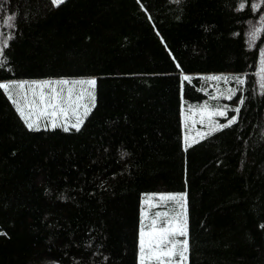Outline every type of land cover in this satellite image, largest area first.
<instances>
[{"label":"trees","instance_id":"16d2710c","mask_svg":"<svg viewBox=\"0 0 264 264\" xmlns=\"http://www.w3.org/2000/svg\"><path fill=\"white\" fill-rule=\"evenodd\" d=\"M5 40L0 83L97 81L79 131L29 130L0 90V264H138L154 194L186 197L188 264H264V0H0ZM210 76L237 122L184 149Z\"/></svg>","mask_w":264,"mask_h":264},{"label":"snow or ice","instance_id":"6c2138e0","mask_svg":"<svg viewBox=\"0 0 264 264\" xmlns=\"http://www.w3.org/2000/svg\"><path fill=\"white\" fill-rule=\"evenodd\" d=\"M178 2V0H177ZM52 5L60 6L65 3V0H51ZM244 7L241 4V9ZM14 17L9 16L5 21L9 26L11 25ZM260 28H254L250 33L251 39L255 40L257 33L260 32ZM8 47V41L3 42V46L0 47V68H3L6 63V57L3 56L4 49ZM179 67V65H177ZM262 79H264V68L261 69ZM209 81H221L224 80L225 83L230 79L228 77L221 76H210L206 78ZM236 82L240 85L245 83L243 78L236 77ZM190 77L185 75L183 81H189ZM183 83V82H182ZM88 85L93 91H88L82 89L78 94L74 93V87L67 88V94L64 95V89L56 87L57 85ZM96 81L94 79L87 81H73L60 80V81H43V82H32L28 84L27 82H11V83H0V90H3L7 94L8 98L13 101L17 107L21 118L24 120L27 128L29 130H39L40 120L42 117H51L50 124L52 128L58 126L57 117L63 116L65 121L69 117V113L75 116V122L71 123L70 127L79 131L81 125L83 124V119L90 112V107L88 104H81L84 99V94L87 91L88 97H90L92 106L94 107V88ZM264 87V84L261 85ZM39 89V91H37ZM44 89H50V93H45ZM20 90L23 91V95ZM237 89H227L221 91L219 96L212 95L211 99L218 100L224 97L231 100L236 94ZM28 92H31V98L28 96ZM21 99L24 103L21 106ZM244 100L241 99L239 104H243ZM83 107V114L80 113V108ZM27 109V111L25 110ZM196 111L200 114V123L207 127L206 132H197V136L200 139H204L211 136L217 131H221L228 128L237 122V115L240 112V108L236 107L234 109H229L227 105L212 107L210 104L205 102L203 105L197 106ZM193 107L188 108V112H192ZM229 111H234L237 115L232 116L227 119L226 123H219L215 117H227ZM64 131H69L68 126H63ZM198 142V141H196ZM185 144L190 147L189 139L185 137ZM161 200L167 201H185L181 207L185 208L183 213V220L173 218L162 222V226L157 227V220L153 219L151 222V229L147 233L144 227L141 228L140 233V264H145L146 260V249H147V259L149 261H156V264H185L187 261L188 245L189 241L187 239V213H186V197L168 195L161 196ZM161 214L157 213V217ZM167 217V213L163 214ZM260 227L264 228V225ZM148 239L145 241V236ZM178 237H183L184 239H178Z\"/></svg>","mask_w":264,"mask_h":264},{"label":"rangeland","instance_id":"374dc122","mask_svg":"<svg viewBox=\"0 0 264 264\" xmlns=\"http://www.w3.org/2000/svg\"><path fill=\"white\" fill-rule=\"evenodd\" d=\"M221 77H226V76H221ZM183 79V78H182ZM90 79H78V80H68L70 82L73 81H87ZM49 81H60V80H49ZM209 81V80H208ZM33 82H43V81H33ZM28 84H31L32 82H27ZM231 81H227L225 83L224 80H221L219 82L217 81H209L210 84V91H211V96L212 95H217L219 96L221 91H225L227 89H231L230 87ZM56 87L58 88H63L64 89V95L67 94V88L68 87H74V93L78 94L82 89H86L88 91H93L90 86L88 85H68V86H63V85H57ZM21 94L23 95L24 90H20ZM39 91V89H37ZM45 93H50V89H44ZM31 92H28L29 98H31ZM12 103L13 101L10 100ZM230 100L221 97L218 100H213L210 97L208 104H210L212 107L216 106H224L226 105V102ZM23 99H21V106H23ZM14 104V103H13ZM81 104H88L90 109L92 108V102L90 97L87 95V91L84 94V99L81 101ZM203 105V104H201ZM16 107V105L14 104ZM200 106V105H199ZM197 107V106H196ZM196 107H193L192 112H188V109H183L182 114H181V119H182V142H183V148L187 149L188 146L185 144V137L187 136L189 139V143L193 145L196 143V141H200V137L197 136V132H206L208 129L206 126L201 125L200 121V114L198 111H196ZM17 110V107H16ZM27 111V109H25ZM18 112V111H17ZM19 113V112H18ZM80 113L83 114V107L80 108ZM20 115V114H19ZM226 117H215V119L219 122L222 123ZM58 125H63V126H68L69 129H74L71 128L70 125L71 123L75 122V116H73L71 113H69V117L67 121H65L63 116H59L56 118ZM51 117H42L40 120V129H55L51 127L50 124ZM24 121V120H23ZM226 123V122H224ZM63 126H58L56 128L64 129ZM169 194H154V195H146L143 196L142 202H141V213H140V231H139V253H138V264H140V233H141V228L144 227L145 232L147 233L151 229V222L153 219L157 220V227L162 226V222L168 220V219H173L177 218L180 220H183V213L185 211L184 207H181L182 204H185V201H167V200H161V196H168ZM176 196H184V195H176ZM157 213H160L161 215L157 217ZM167 213V217H165L163 214ZM186 213H187V205H186ZM148 237L147 235L145 236V241H147ZM178 239H184L183 237H178ZM146 260L145 264H156V261L152 260L149 261L147 259V249H146ZM188 257V253H187ZM185 264H188V259L185 262Z\"/></svg>","mask_w":264,"mask_h":264},{"label":"water","instance_id":"95a60500","mask_svg":"<svg viewBox=\"0 0 264 264\" xmlns=\"http://www.w3.org/2000/svg\"><path fill=\"white\" fill-rule=\"evenodd\" d=\"M95 81H97V79H94ZM5 83H11V82H5Z\"/></svg>","mask_w":264,"mask_h":264}]
</instances>
